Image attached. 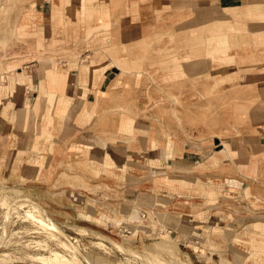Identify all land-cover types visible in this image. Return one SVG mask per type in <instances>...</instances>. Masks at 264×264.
I'll return each mask as SVG.
<instances>
[{
  "label": "crops",
  "instance_id": "1",
  "mask_svg": "<svg viewBox=\"0 0 264 264\" xmlns=\"http://www.w3.org/2000/svg\"><path fill=\"white\" fill-rule=\"evenodd\" d=\"M77 1L84 11L93 4L87 5L86 0H29L25 4L29 6L26 23L21 25L26 26L24 31H36L37 37L41 34L40 46L46 47L49 37L54 34L50 33L55 30L52 25L61 24L64 10ZM190 1L192 16L189 23L181 21L152 25L144 22L148 15L176 14V9L165 8L159 13L154 8L149 11L142 0H97L94 7L97 10V23L89 27L80 25V31L86 30L90 34V31L109 30L117 38L89 40L80 33L77 41L61 40L63 54L54 55V61L59 64L55 69L42 70L44 66L35 53L34 56L27 54L19 59L22 65L27 64L25 70L12 69V66L8 70L4 67L3 73H0V167L6 170L7 179L18 185H28L26 188L34 190L37 196L41 192L44 198L45 194L47 202L43 205L49 210L58 206V200H61L63 207L78 213L81 210L89 211L91 201L120 208L123 198L116 196L119 190L136 191V188L129 182L119 183V179L131 181L140 178L142 167L147 174L143 172L142 175L143 189L147 191L162 190L160 184L166 181L168 167L169 170L190 167L191 182L186 189L192 193L182 194L181 198L175 200L176 205L206 204L205 207L211 211L215 205L221 207L220 202L226 207L230 201L233 206L245 210V215L238 219L243 225L252 219H262L264 55L260 51L264 50V42L258 41L255 35L253 40H249L254 43L251 53L232 54L229 50L216 56L210 52L213 48L209 51L208 47H204L207 51L188 62L183 61L179 36L182 37L184 31H196L204 26L210 29L214 24H200V17L212 15L199 9L198 0ZM206 8L228 12L219 16L223 18V23H230L229 18L232 17L249 16L240 0H216L208 3ZM34 15L40 21H37L35 28ZM253 20L254 23H247L249 28L246 30L263 31L264 22ZM228 26L224 24V27ZM40 31L42 33H38ZM152 31H159L156 46L160 51H148L146 56H136L141 46H151ZM136 32H141L145 37L136 39ZM229 32L223 37L231 43ZM241 37L244 42L248 39ZM71 47L93 48L99 55L94 63L84 67L79 56L78 59H71ZM172 48L175 53L171 52ZM190 52L193 54L192 50L187 51ZM173 57L176 78L158 85L152 83L157 77L170 78L168 67L159 66L156 70L155 63L173 64ZM231 79L242 80V83L240 81L232 87ZM187 80L193 87L192 90L190 88L192 118L196 114V117L199 116L200 102L195 95H207V103L201 102V105L208 115V124L212 121L210 109L219 110L213 131L192 127L188 136L177 116L173 120L151 118V110L155 107L153 104L158 103V109L165 110L167 100L168 105L172 106L174 102L183 104V99H188V88L179 87ZM199 84L202 86L199 87ZM215 85L222 92L218 98L220 102L212 107L214 100L209 98H214ZM166 89L175 93V99L166 95ZM154 93L159 96L157 103L151 96ZM182 108L179 104L177 108L176 104L174 109L182 111ZM140 111L148 114L140 117L137 113ZM200 135L203 137L199 138ZM183 138L191 140L184 142ZM174 173L184 174L182 170H175ZM217 190L222 195L211 203L207 196ZM234 190L251 194L248 198L236 197L238 201L235 197L225 201L224 195ZM71 193L82 196L84 204L76 205ZM186 198L192 204H188ZM210 211H206L210 213L205 215L207 222L216 219ZM221 212V221L230 225L226 217L228 210ZM174 213L190 216L193 220L202 215L184 211ZM230 214L234 215L232 212L227 215ZM232 221L236 225V220ZM235 229H239V226ZM213 233L210 236L216 238V232ZM222 247L223 252L229 255L226 247Z\"/></svg>",
  "mask_w": 264,
  "mask_h": 264
},
{
  "label": "rangeland",
  "instance_id": "2",
  "mask_svg": "<svg viewBox=\"0 0 264 264\" xmlns=\"http://www.w3.org/2000/svg\"><path fill=\"white\" fill-rule=\"evenodd\" d=\"M28 1L0 0V73H3L4 67L9 70L11 66L12 69L25 70L24 66L27 64L22 65L19 59L27 54V56H34V53L38 57L37 60L44 66L42 70L57 68L58 61L55 62L53 57L63 54L62 48H60L61 40L76 39L77 41L80 33L85 34V38L89 40L117 38L109 30L103 32L90 31V34H87L86 30L80 31V25L89 27L97 23V10L94 9L97 0H86L87 5L93 3L86 11L79 8V1H77L75 5L64 10L61 24L52 25L55 30L50 33L53 32L54 34L49 37L48 45L41 48V34L37 37L36 31H24L26 26L21 25V23H26L29 6H25V4ZM142 1L149 11L151 8L159 13L163 12L165 8L176 9V14L174 12L170 15L158 14L153 16L150 14L146 17L145 23L154 25L181 21L189 23L191 21L190 6L192 3L190 0ZM214 1L216 2V0H212V2L211 0L210 2L198 0L199 9L205 10V13L208 11L212 15L205 18L200 17L198 21L200 24L213 22L214 24L210 29L204 26L196 31H184L182 37L178 35L179 43H182L179 50L183 52V61L188 62L198 54L201 55V52L207 51V49L210 51L211 48H213L210 51L211 54L216 56H221L225 51L228 53L229 50L232 54L237 52L242 55L251 53L254 50V43H250V41L254 39L255 35H257L258 41L264 42V30L257 32L246 30L247 27L249 28L247 23L255 22L253 19L257 23L264 22V0H240L241 6L246 7L249 16H242L244 19L242 17L229 18L230 23H223V18L219 17L228 12L206 8L208 3H214ZM79 9L80 11H78ZM180 9L183 11L180 12ZM35 16L34 28L38 26V19ZM224 19L228 20V18ZM224 24H229V26L224 27ZM262 26L264 27V24ZM93 32L94 34H92ZM152 32L154 35L151 36V46H141L142 48L136 56H146L148 51L152 53L160 51L159 46H156L159 31ZM228 32L231 34V43H228L223 37ZM38 33H42V31ZM136 33L138 35L136 39L145 37L142 36L141 32ZM241 36L248 38L245 41L247 42L246 45H244L245 42ZM204 47L208 48L204 49ZM107 49L110 50V48ZM188 50H192L193 54L187 53ZM69 52H71V59H78L79 56L84 67L94 63L96 56L99 55V52H94L93 48L71 47ZM171 52H174V48ZM260 52L261 55H264V50ZM173 54L172 56H174ZM174 59L175 57L171 59L172 62L174 61L173 64L155 63L156 70L159 66L168 67V72L171 75L170 78L157 77L155 80L152 78V83L158 85L166 82V80L170 81V79L176 78ZM1 81L4 82V79L2 78ZM240 81L242 83V80L231 79V86H237ZM200 86L202 85L199 84ZM179 87L188 88V99H183V104L174 102L172 106L168 105L169 100H167V109L165 110L158 109V94L151 95L157 103L153 104L155 107L151 110V118L154 120L158 118L173 120L177 116L188 136L192 127L196 130L199 127H204L205 130L213 131L217 125V117L215 118V116L219 110L210 109L209 114L212 121L208 124L206 118L208 115L205 107L201 105V102L207 103L205 99L207 95H195V99L198 98V102H200L199 116L196 117V114L192 118L190 91L193 87H190L188 80L180 84ZM216 87L217 85L214 86V98L216 99L213 96L209 98L214 100L212 107L220 102L218 98L221 96L222 90L221 88L216 89ZM169 91L171 90L166 89V95L175 99L173 92L175 89L172 92ZM176 104L177 108L178 104L183 106L182 111H175ZM137 113L138 116L143 117L147 112L140 111ZM202 137L203 135H200L199 138ZM183 139L184 142L191 140V138ZM177 168H170L172 171L169 170V167L167 168L166 181L160 184L161 191H147L143 189L144 184L142 182L144 179L142 175L145 169L142 167L139 171L140 178L131 181L125 178L119 179V183L129 182L136 188V191L125 190L122 192L119 190V194L117 193L116 196L119 199L123 198L121 200L123 205L120 208L111 207L109 204L100 205L96 201H91L89 211L83 212L81 210L75 213L72 209L63 207L61 200H58V206L49 210L43 205L47 202L45 194L43 198L42 193L39 192V200L37 194H34V190L26 188L28 185L11 183L7 179L6 170L0 167V264H264V217L252 219L243 225L238 222V219L245 215L243 212L245 210L233 206L228 199L234 197L248 198L251 193L248 191L243 193L238 190L231 191V194L224 195L225 201L228 200L229 205L224 207L225 204L220 202L221 207L215 205L216 207L211 208V211L208 209L209 207H205L206 204L203 206L192 204L189 198L186 199L188 204H192L191 206L176 205L175 200L181 198L182 194L190 195L192 193L186 189L191 182L190 167ZM175 170L179 172L182 170L184 174H175ZM144 174L147 175L146 172ZM201 186L205 185L201 184ZM220 194L222 195V192L217 190L207 197L213 203L218 197H221ZM71 196L76 205L84 204L82 196L72 193ZM94 198L96 199V197ZM238 200L236 198V201ZM34 201L36 205H34ZM30 205L34 206L31 207ZM37 207L40 210L36 209ZM224 209L234 214L227 215L228 212L226 213V217L228 216V220L231 222L230 225H225L221 221L223 219L221 211ZM176 211L202 215L193 220L187 215L178 216L174 213ZM206 211H210L214 217L216 216V219L211 222L208 221V223V217L205 215L210 213ZM45 217L46 219H44ZM47 218L50 223L47 222ZM233 219L236 220V225L232 224ZM238 226L239 229H235ZM213 232H216V238L210 236ZM222 246L226 247L229 255L228 252H223Z\"/></svg>",
  "mask_w": 264,
  "mask_h": 264
},
{
  "label": "bare ground",
  "instance_id": "3",
  "mask_svg": "<svg viewBox=\"0 0 264 264\" xmlns=\"http://www.w3.org/2000/svg\"><path fill=\"white\" fill-rule=\"evenodd\" d=\"M28 200V199H27ZM30 201V200H29ZM22 202V201H21ZM31 202V201H30ZM27 203V202H26ZM20 204H22V203H20ZM20 204H18V205H20ZM24 204V203H23ZM29 204V203H28ZM31 204V203H30ZM34 205H36V203H35V201H34ZM34 205H30L31 207L32 206H34ZM38 206V205H37ZM39 207V206H38ZM38 207L36 208V209H38ZM38 210H40V209H38ZM43 212V211H42ZM41 214H43V213H41ZM44 219H46V217L44 218ZM47 222H49V220H48V218H47ZM50 223V222H49ZM62 234V233H61ZM60 235V234H59ZM63 235V234H62ZM65 236V235H64ZM68 239V238H67ZM69 240V239H68ZM70 244V243H69ZM71 245V244H70ZM72 246V245H71ZM73 247V246H72ZM75 248V247H74ZM88 264V263H87Z\"/></svg>",
  "mask_w": 264,
  "mask_h": 264
}]
</instances>
